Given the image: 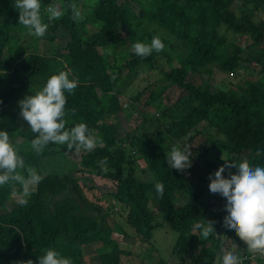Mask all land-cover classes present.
I'll list each match as a JSON object with an SVG mask.
<instances>
[{
	"label": "trees",
	"instance_id": "16d2710c",
	"mask_svg": "<svg viewBox=\"0 0 264 264\" xmlns=\"http://www.w3.org/2000/svg\"><path fill=\"white\" fill-rule=\"evenodd\" d=\"M49 4L63 15L49 21L45 14L48 29L36 37L18 23L15 0H0V130L9 133L26 168L44 175L24 206L18 204L19 184L0 187V264L27 257L38 264L49 248L70 257L72 264H83L88 244L105 248L97 255L100 264H120L125 252L112 234L123 230L108 222L109 206L89 202L84 192L98 189L95 175L116 182L109 196L127 208L128 225L139 236L149 239L155 228L168 227L175 236L170 257L181 264H219L228 252L245 257L244 264H264L261 255L249 253L235 234L223 230L225 204L212 200L197 165L177 172L165 161L179 140L190 144L197 139L200 147L190 151H201L202 157L216 151L235 159L228 160L233 167L244 161L264 164V155H256L258 149L264 152V0H42V12ZM73 6L82 18H73ZM157 34L165 44L159 53L140 58L130 51L135 41L150 43ZM239 36L250 42L242 47L236 42ZM160 59L168 69L161 68ZM126 67L132 75L160 74L133 128L145 133L133 145L153 175L151 182L136 177L144 169L121 147L126 137L103 121L121 109L119 86L125 80L119 75ZM69 68L79 84L72 94L65 93L66 127L86 123L103 143L78 153L49 144L37 153L31 147L35 134L17 122L18 102ZM215 70L236 78L248 74L243 83L227 80L224 86L195 82V75L210 77ZM176 91L179 98L167 107L162 100ZM157 182L164 184L163 197L155 190ZM153 198L162 207L161 223L151 208ZM206 223L216 235L204 239L197 225Z\"/></svg>",
	"mask_w": 264,
	"mask_h": 264
},
{
	"label": "clouds",
	"instance_id": "9594fccd",
	"mask_svg": "<svg viewBox=\"0 0 264 264\" xmlns=\"http://www.w3.org/2000/svg\"><path fill=\"white\" fill-rule=\"evenodd\" d=\"M15 9L18 12V23L27 28L29 34L36 37H43L48 29V23L44 22L45 14L49 21L63 15V10L55 4L47 5L42 12V0H15ZM73 18H82L81 12L75 6H73ZM164 47L165 44L157 34L152 37L150 43L142 41H135L132 43L131 52L137 57L146 58L154 51L159 53ZM112 60L113 62L115 61L113 58ZM122 64L123 66L126 65L123 61ZM125 69L129 68L126 67L123 71ZM3 74V72H0V76ZM78 84L79 81L72 75V70L70 68L62 70L57 74L51 75L44 86L36 91L35 94L26 95L18 102L20 117L27 122L31 132L35 134L34 138L31 140V147L35 152L40 153L49 144H55L66 145L67 150H74L78 153L82 150L92 151L99 144L103 143L102 138L95 135V130L90 129L86 123L81 122L70 128L66 127L64 117L66 114L65 105L67 103V97L65 93L72 94ZM118 98L120 100V97ZM119 102L121 109L111 114L118 113L122 110L126 120H130L131 117L128 118L123 110L127 107V102L125 101L123 105H121V100ZM153 109L155 110L153 114H156V109ZM103 121L105 122V117ZM112 124L115 125L114 123ZM136 126L137 124L131 125V129L125 132L123 136L119 134L121 127H117L118 135L121 138L126 137L121 147L130 150L131 154L135 155V158L138 159V164L142 162L143 166H141V168L144 170L141 171L140 174L137 172L136 177L140 180L151 182L153 181V175L147 170L144 160L139 157L133 145L138 136L145 134L134 131L133 128ZM181 140L177 142L178 144H174L165 155L168 168L175 169L177 172H184L191 167L190 157L192 153L190 151V145L185 143L181 146L179 144ZM169 144L171 145V143H167V145ZM212 152L218 153L216 151ZM212 152L203 156V158L207 160L212 155ZM256 155H264V152L258 149ZM104 163H106V161ZM205 165H209L208 161L205 162ZM21 170H25L27 175L25 176L22 174ZM95 176L106 179L101 175ZM43 179L44 175L38 172L35 167L30 166L26 168L24 158L19 155L16 147L10 142L9 133L5 130H0V187L12 183L19 184L21 186V192L19 194L18 204L24 206L28 204L29 197ZM113 184L114 188L109 193L115 192L116 182H113ZM208 189L211 198L219 199L225 204L223 211L226 219L223 222V230L226 233L235 234L240 241L244 242L249 253L261 255L262 258H264V164L250 166L248 161H244L237 165V167H222L218 169L214 175L209 176ZM155 190L160 197H163L164 184L162 182H157L155 184ZM150 204L151 208L155 211L156 222L161 223L163 216L162 207L154 198L153 201L151 200ZM154 205L158 206L157 210H159V212L154 209ZM101 206L103 208L109 206L112 213H114V210L117 208L123 213L125 212V223L130 227L127 222V208L124 207L123 204L117 202L113 196H109L108 204H103ZM159 216L160 219L158 218ZM116 224L122 228V230L124 229L119 223ZM206 224L207 226L204 224L197 225V227L202 230L201 237L204 239L215 234L214 226L209 223ZM161 227L169 233L168 227L165 224H162ZM114 233L119 234V232ZM123 233H125L124 230ZM137 236L144 241H150L152 239V237L144 239L138 234ZM113 238L116 240L115 237ZM44 251L46 252L43 254ZM43 252V255L38 258V264H72L70 257L62 256L55 249L49 248L48 250H43ZM84 256L85 249L83 248V257ZM218 259L219 264H244L245 257L235 252H228L222 254ZM7 264L36 263L34 260H30L29 257H27L11 260Z\"/></svg>",
	"mask_w": 264,
	"mask_h": 264
},
{
	"label": "rangeland",
	"instance_id": "374dc122",
	"mask_svg": "<svg viewBox=\"0 0 264 264\" xmlns=\"http://www.w3.org/2000/svg\"><path fill=\"white\" fill-rule=\"evenodd\" d=\"M262 18H264V14L261 15ZM87 30L89 32L93 31V28L91 26H87ZM236 42L241 45L242 47H245L246 44H248L250 41L247 39V37L239 36L236 38ZM58 41V40H56ZM55 41V42H56ZM63 41H60L56 44L61 43ZM41 49V46H40ZM260 50L261 48H257ZM100 53H102L101 50H99ZM131 51V50H130ZM116 61V60H115ZM163 69H168L169 65L165 64L163 60H159ZM162 61V62H161ZM177 61L174 58L172 61L173 65H176ZM158 64V61H157ZM256 65V64H255ZM248 73H242L239 76L241 78H236V76L228 75L226 73L220 72L218 70H215L214 73L209 77L208 75H195L194 79L197 84H200L201 82L207 81L211 84V86H224V81L229 82L231 81H238L239 83H243V76ZM160 74L157 71H152L150 74H146L145 72H138L136 74H130L128 73V70L125 69L119 77H122V80H125L123 84L120 83V90L122 91V96H120L121 105L127 102V107L124 108L125 115H134L130 120H126V117L123 115L122 110L120 112L115 114H110L105 116V122L108 124L114 123L117 127H121L119 130V134L123 136L125 132H128L131 129V125H135L139 123L141 120V116L139 113L143 111L144 108V101L149 96V92L151 91L152 82L158 78ZM153 86V85H152ZM124 94V95H123ZM180 92L176 91L175 94H172L170 99H163L162 101L168 106H170L172 103H174L180 96ZM133 101L134 105H130V102ZM137 108H135V107ZM4 109H9L8 107H5ZM149 112L154 113V109L152 107H147ZM1 113V111H0ZM157 117H160L161 115H158L156 113ZM135 118V119H134ZM17 122L19 123L21 128H30V126L27 124L26 121H24L20 115L18 114ZM16 138V137H14ZM200 140H195L194 142L190 143V148L192 150H196L200 147L199 144ZM167 143H171L169 139L166 140ZM185 143H187L184 140H181L179 144L183 146ZM178 144V143H176ZM173 146V145H172ZM192 155L190 157L191 164L197 165L198 167V173L202 177V180L207 183L209 182V176L214 175V173L222 168V167H233V162H236L235 159L229 158L226 154L223 152L214 153L212 152V155L205 160L199 152L191 151ZM74 160H77L78 157L76 155L71 157ZM232 160V161H228ZM208 161L209 165L206 166L205 162ZM59 164V163H56ZM235 164V163H234ZM237 165V163H236ZM139 166H143L142 162H140ZM139 170V174H140ZM79 175V173L77 174ZM227 178V177H226ZM93 184L98 187V189L95 190H86L84 188L85 194L87 196L88 201H92L94 203H99L100 205L108 204L109 196L108 193L113 190L114 184L110 180L103 179L100 177H92ZM92 184V182H91ZM88 186V185H87ZM89 187V186H88ZM208 187V186H207ZM182 198H179L177 201L181 203ZM212 200H216L212 198ZM216 202L213 203V205ZM213 208V207H212ZM154 209H158L157 205H154ZM159 212V210H157ZM125 217L126 213L120 211L119 208L114 210V213H110L109 217L107 218L109 223H119L124 229L125 233H114L113 237L116 238V241L120 245L121 249L125 252V254H121V263L120 264H161V261H163L165 264H181L179 260L175 258L170 257V252L172 249V244L174 241V234L167 233L163 227L156 228L153 231L152 239L150 241L143 240L140 237L137 236L135 231L128 227L125 223ZM160 219V216L158 217ZM85 249V256L83 257V264H100V262L97 259V255L105 252V248H99L97 245H86L84 247Z\"/></svg>",
	"mask_w": 264,
	"mask_h": 264
}]
</instances>
